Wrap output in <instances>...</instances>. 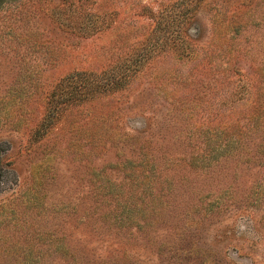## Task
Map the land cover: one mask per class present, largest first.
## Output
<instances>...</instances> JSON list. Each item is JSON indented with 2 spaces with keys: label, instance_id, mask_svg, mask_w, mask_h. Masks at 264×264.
I'll return each instance as SVG.
<instances>
[{
  "label": "rangeland",
  "instance_id": "374dc122",
  "mask_svg": "<svg viewBox=\"0 0 264 264\" xmlns=\"http://www.w3.org/2000/svg\"><path fill=\"white\" fill-rule=\"evenodd\" d=\"M75 73L97 91L36 136ZM248 100L264 109V0H0V264H264Z\"/></svg>",
  "mask_w": 264,
  "mask_h": 264
},
{
  "label": "trees",
  "instance_id": "16d2710c",
  "mask_svg": "<svg viewBox=\"0 0 264 264\" xmlns=\"http://www.w3.org/2000/svg\"><path fill=\"white\" fill-rule=\"evenodd\" d=\"M188 40L190 42H194V39L189 35L188 36ZM188 44V41H187ZM129 66V65H128ZM127 66V67H128ZM126 68V67H125ZM88 75V74H85ZM102 81L98 84L99 87H105V88H111L114 85H116V83H118L119 79L116 75L115 72H109V73H104L102 74ZM101 75V76H102ZM84 76L83 74H73L67 78H64L61 82H59L57 84V86H54L53 89L50 91V94L48 96V105H49V111H48V115L46 116V118L44 119L41 127L39 130H37L35 132V135L38 136L39 132L41 129L43 128H47L50 127L55 119L56 116V111L58 110L57 106L60 103H65V102H75V101H79V100H83L81 99L83 93V89L88 88L86 84H90L87 80L89 79L91 81V86L93 87L89 92V95L87 97H85L84 99H88L90 97V95H93L96 91L98 87H94L96 86L94 80H96L99 77H96L95 74H90L88 75V79H83ZM86 81V82H84ZM66 88L65 91L62 90V88ZM65 97V98H63ZM246 103V104H245ZM245 103L238 101L237 104H243L244 108H245V114L243 112L241 113H236L237 115H240V119H231V116L228 117V119H230L231 121H235L236 122V128H247L248 130H255V131H259L261 130V128H263L264 130V109L263 107H261V104L256 102V104H252L251 101H246ZM249 104V105H247ZM232 113H234V111H231ZM235 114V113H234ZM52 116L54 118H52ZM218 118L220 119V124L221 126H223L224 128L222 130L219 131H215L213 132V134L216 135V139L221 142H225L222 143L220 145V149L221 147H223L222 145L224 144V147H228V146H232V147H236L235 145L238 144L240 142V139H242V135L239 132L238 134L235 133V131L232 130V132H230V135L228 134L226 129H230V122H225V123H221V112L218 114ZM224 118H226V116H224ZM231 122V124L233 123ZM229 125V126H227ZM226 128V129H225ZM218 133H222L220 135H218ZM264 133V132H263ZM34 135V136H35ZM218 136V137H217ZM224 136V137H223ZM211 141L214 140H210L209 143ZM262 142H264V136L260 139H258V143L260 145H262ZM260 147V146H258ZM237 148V147H236ZM144 156V155H143ZM153 164V160L150 154H145V158L142 161V167H144L145 169H149ZM131 170H134V168H131ZM128 174V172H127ZM1 177H3L2 175H0V182H1ZM109 184L110 182H112L111 180H108ZM123 186V184H121ZM114 185L112 184L110 187H113ZM100 188L101 193L103 194V192H107V187L103 185L98 186L97 188H95L96 190H98ZM123 189V188H121ZM100 205H104L103 202ZM122 208H123V212L124 214H128L130 211L127 209L126 204L122 203ZM114 213L116 212V210L113 211ZM113 218L115 219V222L119 223V214H115L113 216Z\"/></svg>",
  "mask_w": 264,
  "mask_h": 264
}]
</instances>
